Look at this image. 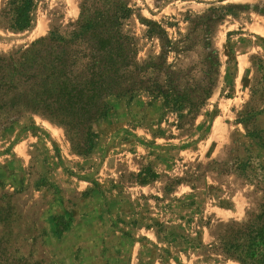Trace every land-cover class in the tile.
<instances>
[{"label": "rangeland", "instance_id": "obj_1", "mask_svg": "<svg viewBox=\"0 0 264 264\" xmlns=\"http://www.w3.org/2000/svg\"><path fill=\"white\" fill-rule=\"evenodd\" d=\"M10 1L0 0L3 55L69 29L83 0H34L22 30L6 13ZM125 1L131 15L122 29L142 64L160 65L168 52L167 71L194 69L199 80L210 39L219 61L212 94L195 113L167 108L146 91L132 100L112 96L86 157L40 113H17L28 121L21 129L2 118L0 264H153L158 254L157 264H242L220 236L264 205V59L242 42L248 25L264 20V0ZM244 53L248 71L238 73ZM157 196L158 225L149 219ZM145 224L158 226L159 239Z\"/></svg>", "mask_w": 264, "mask_h": 264}, {"label": "trees", "instance_id": "obj_2", "mask_svg": "<svg viewBox=\"0 0 264 264\" xmlns=\"http://www.w3.org/2000/svg\"><path fill=\"white\" fill-rule=\"evenodd\" d=\"M33 6L34 0L9 2L13 28L29 27ZM80 8L69 29L51 31L18 55L0 54V120L12 126L21 110L40 113L61 125L75 152L87 156L99 136L94 124L108 115L112 96L132 100L146 91L161 97L165 107L187 113L210 97L219 64L210 39L203 43L198 80L194 69L167 71L168 52L160 65L137 60V46L122 29L131 15L125 0H83ZM220 240L225 253L242 264H264V205L248 221L224 229Z\"/></svg>", "mask_w": 264, "mask_h": 264}, {"label": "crops", "instance_id": "obj_3", "mask_svg": "<svg viewBox=\"0 0 264 264\" xmlns=\"http://www.w3.org/2000/svg\"><path fill=\"white\" fill-rule=\"evenodd\" d=\"M258 20H259L258 22L253 21V22L250 23V25H248L247 28H249V29L246 31V34H244L246 36H245V38H243V39L241 38V39H242V42L245 44L244 46H246V49H247L246 52L249 51L250 53H255V54H257L258 56H260L261 58L264 59V20L261 17H259ZM258 28H260V29H258ZM246 60H247V53H244V54H241V55L237 56L236 64H237V68H238V73H240V71H242L243 73L244 72L246 73L248 71V66L245 65V61ZM241 61H243V63H241ZM247 63H249V61ZM262 95L264 96V90H263ZM22 120H23V118H22ZM25 120L26 119H24L23 121L18 120L14 125H12V127L13 126L14 127H18L19 129L26 128L25 124L28 121H25ZM46 121H47L46 118L43 117L42 118V123H39V126H42L44 128V126L42 124H48V122H46ZM33 123H34V121H33ZM34 126L36 127V130L33 132V134L38 136L39 140L42 142V140L44 138L43 134L37 132L39 130V126L38 125L37 126L34 125ZM52 128H53V125H52ZM56 131L59 134V130H56ZM24 134H25L24 132H18L17 135H18L19 142L16 143L17 145L23 146V145L26 144V142H24L25 141ZM49 134H51L53 136L52 131H49ZM155 181L156 180L151 181L150 184H148V186H151ZM156 192L160 193V192H158V190H156ZM156 201H157L156 202V206H155L156 211L155 210H151L150 211L151 215L149 216V219H150V222H153L155 220L154 223L156 225H158V222H160V200H159L158 196L156 197ZM151 216H154V217H151ZM142 229L145 230L148 234H150L148 236H152L151 237L152 240H153L154 237L159 239L160 231L158 229V226H157V228H155V225L153 226L151 224H145V225H143ZM158 244H160L159 241L157 243V247L159 246ZM158 250H160V248H158ZM158 256H159V254H158ZM157 257L155 258V256H152V258H153L152 259V263L153 264H157V263L160 262V258H157Z\"/></svg>", "mask_w": 264, "mask_h": 264}]
</instances>
